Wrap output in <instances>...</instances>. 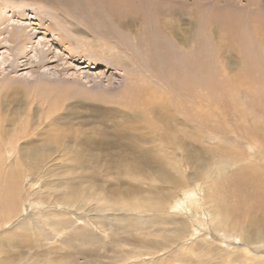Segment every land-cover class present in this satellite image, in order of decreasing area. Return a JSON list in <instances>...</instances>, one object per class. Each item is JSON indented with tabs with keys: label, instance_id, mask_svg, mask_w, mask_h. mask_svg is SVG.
Here are the masks:
<instances>
[{
	"label": "rangeland",
	"instance_id": "obj_1",
	"mask_svg": "<svg viewBox=\"0 0 264 264\" xmlns=\"http://www.w3.org/2000/svg\"><path fill=\"white\" fill-rule=\"evenodd\" d=\"M29 2L35 3L36 9L41 3L47 4L52 9L51 14L46 12L42 14H45L49 22L52 21L54 26L69 36L76 51H83L82 48L85 45L79 48L77 42V38L80 39L83 34L94 42H98L100 39L101 43L107 42L110 45L121 46L122 50L133 55L135 61L141 64L143 61L140 57H136L138 53L135 49L137 46L145 48L150 53L149 68L152 73L147 72L142 64L141 75H151L163 90L168 92L167 88L173 89L175 87L173 83H176L180 78L175 79L177 75L175 72L181 69L178 73L181 76L180 90L185 88L182 96L184 100L187 97H192L196 91L197 94L200 92L198 101L209 99L211 104L214 101L218 106L214 107L216 109L214 112L218 116L214 123H211L212 117L205 115L202 110L198 125H195L188 114H186L188 119L182 120L175 107H170V111L178 120L183 121L184 125L181 131L180 145L175 151V155L172 154V157H168L167 160L166 156L154 150L155 147H159V141L152 143V137H155V134L146 132V135L140 128L136 129V125L143 126L149 121L135 120L131 117L133 111L120 104L124 95L119 90L126 84V80L125 74L115 67L116 60H110L113 66L111 72L114 73L116 70L117 78L116 81H112L111 88H96V84H94L91 89L86 88L88 91L85 89L81 93L79 92L81 90H77L78 93L75 92L76 94L73 95V91H67L65 86L61 87V83H48L52 86L43 92L46 99L53 98L54 94L63 97L66 95L65 98L68 102V106L66 101L65 105L60 106L63 107V112H66L63 115L66 118L62 123H57L58 127L48 130L49 134L55 133L52 134L54 139L56 138L54 136L65 130L64 134L59 133V138H63L62 140L65 141L71 135L81 132L87 134L98 132L97 136L99 137H109L112 135L110 130H114L113 134L118 140H121V146L118 147L117 154L113 153L114 149H110V155L106 151H99V157V152L90 149L80 151L82 159L64 156L51 159L53 165L50 167L57 171L59 176L58 174L57 176L52 175L50 179L73 178V186L71 185L73 190L70 191L83 188L90 190L91 186L94 191L95 188H102L105 191V196L97 203L93 202L99 207L96 211L97 217L88 216L84 220H76L75 224L80 225V229H62L61 232L49 236L53 237L50 239L44 237L47 231L49 233L54 229L50 225H47V228L52 229L35 231V235L38 234L37 237H34L37 238L35 243L36 246H40L39 250L42 251V256L50 253L56 264H164V261L168 264H183L176 261L177 255L182 253L188 258L197 255L202 256L203 259L216 257L220 262L222 261L221 263L228 262L233 256L241 254L248 257L247 260L250 264H264V244L261 237L258 236L264 230V0H32ZM52 15L57 21L51 17ZM175 17L181 20L182 37L186 32L185 34L190 33L193 38L196 35L200 38L199 41L195 38L198 48L196 47L194 50H199L198 52L185 45L186 35L183 37L184 39L181 38L184 45L179 44L185 48H176L172 36V32L178 24ZM133 34H136L135 38L132 37ZM49 39L53 44L55 38L50 37ZM174 49L179 52H174ZM160 51H164L167 58ZM192 51L193 54H191ZM173 59H175L174 64ZM242 59L244 60L243 64H241ZM83 66H88V64H83L80 67ZM91 68L99 73L105 69L104 63L99 62L92 64ZM173 68L176 71L172 75ZM103 80L105 79L103 78ZM180 81L176 85H179ZM189 82L194 85L190 83L188 86ZM102 83L103 81L99 82L100 86ZM182 84L184 85L183 89ZM26 87L30 90L25 91ZM38 89L39 85H33L32 81L20 78L12 72V68H9L5 73L1 71L0 120L5 113L7 114L6 118L11 119L14 112L21 110L15 103L26 98H33L32 91L37 93ZM103 92H107L108 95ZM100 93L102 94L99 98L102 99L98 98ZM86 95L88 97L92 95L94 98H88ZM104 96H107L105 101H103ZM113 96L115 97L113 98ZM38 97L39 100L45 99L42 96ZM107 99H112L114 104L111 105L110 100ZM209 100L206 102L210 103ZM115 101H119L118 105ZM91 103L92 105L99 104L97 106L104 108L109 105V107L120 105L121 110L111 114L107 121L106 118L103 119L102 115L95 116L87 108ZM240 104H244V106ZM37 107L22 114V118L24 120L26 118L29 124H31V118L36 114ZM78 115L80 116L78 117ZM115 124H117L115 128L108 127ZM195 126L197 127L195 128ZM41 132L44 131L40 129L39 133ZM34 133L33 130H29V135ZM116 137L115 139H117ZM54 139L49 141L50 144H42V141L22 144L0 143V148L3 151L12 152V154H7V160L4 158V162H0V225L10 224V227L13 219L17 221V219H24L26 215L28 217L32 214L31 207H27V202L22 197L27 190L24 185L26 182H21L22 185L18 181L15 182L16 177H24V174L27 173L26 163L20 156V149H26V146L32 148L41 145L53 147L56 146ZM135 140L139 142L143 151L147 150L149 154L153 155L156 162L146 155H138L135 152ZM164 142L171 152L170 147L173 142L171 145ZM259 152L261 153L259 154ZM96 157L97 160L93 159ZM238 157H242V162L245 161L241 165L248 164L250 165L248 169L251 170L240 169L239 165L231 164L221 176L216 173L214 176L206 178L202 173L195 179V182H192V186L207 187L206 190L210 194L207 199L206 195L199 191V197L202 196L204 200L203 202L200 198L202 220L205 223L203 229L199 226L195 227V223L190 220L187 225L182 224L183 220L187 221V215L180 209H174L171 203L167 207H158L147 202L150 195L148 193H151L150 196L154 202L162 195L164 197L168 195V188H165L167 185L162 184L160 187L148 184L149 182L152 184L155 180L153 172L167 176L175 171L171 170L170 165L173 163V167H181V172L186 177H192L197 172L195 164L198 165V163L196 160L201 165L203 164L202 168L207 169L209 165L216 162L219 166H223L221 162H225L227 159L235 162ZM68 162L71 163V166ZM49 163H46V166H49ZM79 164H83L84 168L74 170L73 167ZM66 166L72 168L73 171L69 172L70 168ZM61 167L63 168L61 169ZM237 171L242 177L234 182L236 177L234 175ZM86 174L91 184L86 183L87 181L82 178ZM249 175L255 176V180H248ZM78 177H80L79 180ZM215 179L216 182L213 183ZM43 183L45 182L43 181ZM41 184L42 182H39L31 187L44 192L43 195L46 196L43 201L49 203L53 197L56 198L58 191H47L48 187L45 188ZM113 189L116 190V193L112 191ZM160 189L163 191L159 192ZM51 194L53 195L51 196ZM193 194L197 196V193L193 192ZM111 195L115 198L116 195H119L120 199L117 197V200L120 201H115L110 197ZM17 196L18 198L15 199ZM139 198L145 202L143 208H147L141 214L129 209L133 204L132 200ZM9 201L10 203H8ZM4 204L6 205L4 206ZM50 205L53 206V203ZM103 206L105 211L101 210ZM46 209L44 210L46 211ZM47 211L52 216V220L59 221L62 225L70 220L69 213L66 215L64 212L57 218L53 207ZM112 213L115 214L114 218L111 216ZM36 214L38 217L40 216L39 212ZM89 214L92 216V210ZM159 214L162 215L164 221L159 219ZM45 218L50 220L48 216ZM183 230L190 231L184 239L179 235V232ZM225 235L228 236L226 239ZM23 238L27 239V236L23 235ZM220 257H225V259ZM41 259L43 258L41 257ZM236 260L233 258L230 264L238 263ZM210 264H214V262H210Z\"/></svg>",
	"mask_w": 264,
	"mask_h": 264
},
{
	"label": "bare ground",
	"instance_id": "obj_2",
	"mask_svg": "<svg viewBox=\"0 0 264 264\" xmlns=\"http://www.w3.org/2000/svg\"><path fill=\"white\" fill-rule=\"evenodd\" d=\"M29 1H32V0H26V1L25 0H0V69H1L0 72L2 71L3 73H5L9 68H12V72L16 74L17 76H19L20 78L24 80L32 81L33 85H39V89L37 93L36 91H32L34 94L33 98H28V99L26 98L25 100L21 102L15 103L16 106L20 108L21 110L14 112L13 115L11 116V119L6 118V115H7L6 113L3 115L2 119L0 120V143L4 142L7 144H14V143L22 144L24 142L42 141V144H50L49 141L51 139H54L52 134H55V133L49 134L48 130L55 129L54 127H58L57 123H62V121L66 118V117H63L64 113L66 112H63L64 111L63 107H60V106L65 105L66 103L64 104V102L65 101L67 102V100L65 98L66 95L65 97H63L62 95L59 96L58 94H54V93H53L54 94L53 98L46 99L43 92L46 88L50 89V87L52 86V84L48 85V83H61V87L65 86L67 88L66 89L67 91H73L72 93L73 95L75 92H77V90H81L79 92L82 93V90L84 91L86 88L91 89V87L94 84H96L95 85L96 88L97 87H106V88L110 87L111 88V86H113L112 81L117 80L116 73H115L116 70L114 72L115 74L111 72L112 67H113L110 61L111 59H114L117 61V65L115 67L118 68V70L120 69L121 73L123 72L125 74L124 78L126 80V84L123 86L121 90H119L121 91L120 93H123L124 95V96L119 95V96H122V100L120 104L127 106L128 109L133 111V112L130 111L132 115L131 117L134 118L135 120L143 119L144 121L151 122V123L146 122L143 126L136 125V129L140 128L142 132L146 135H147L146 132H148V134L150 132L154 133L155 137L154 136L152 137L153 139L152 143L159 141L158 143L159 147H155L154 150H156L159 154L166 156L167 160H168V157H172V154L175 153V151L178 149L180 145L181 135H182L181 131L184 125V122L183 121L181 122L180 120H178L176 116L174 115V113L170 111V107L172 106L175 107L176 111L180 114L179 118H181L182 120L188 119L186 115L188 114L192 118L195 125L199 124L198 121L200 118V111L202 110H204L203 113L205 115L212 117L211 123H214L215 118L218 117L214 112L216 110L214 107H218L216 105L217 102L213 101L211 104L209 99H207L206 101L209 100L210 103L206 102L205 100L198 101L200 92L197 94L195 91V94L192 95V97L188 98L186 96L187 98L186 100H184L182 96L184 95L183 90L185 88L183 89L184 85L182 84L183 90L182 91L180 90L181 76L178 73L179 70L181 69H178L177 72H175L176 69L174 68L172 69V75L174 72L177 74V75L175 74L176 75L175 79H177L178 77L180 78L177 79L176 83L175 82L173 83L175 84V87L173 89L168 87L167 88L168 92H166L158 84L157 80H154V78L151 75L143 76L140 74V72H142L141 70L142 64L144 65V68L147 72L152 73V70L149 68V65L151 64L150 53H148L147 49L140 48L138 46L136 47L137 49H135V51L138 53L136 57H140L141 61H143L141 64L135 61V58L133 55H131L130 53H127V51L125 50H122L120 48L121 46L118 47L116 45L115 46L110 45L106 41H105L106 43L104 42L101 43L100 39L98 40V42L96 41L94 42L93 40L88 38L87 35L83 34L80 39L77 38V42H78L79 48L83 47L84 45L85 46L82 48L83 49L82 52H78L73 47V42L69 38V36H67V34L64 33L61 29L54 26L52 21L49 22L45 14H42L44 12L51 14L52 9H50V7L47 4H43V3L39 4L38 9H36L35 8L36 4L33 2H29ZM51 17H53V19L57 21L54 15H52ZM175 20L176 22L178 20V24L176 26V29L172 32V36L174 37L176 48L177 49L185 48L184 46H180V45H184L182 44L181 38L184 39L183 37H185V35H186L185 45L186 46L188 45V47L193 50L196 47L198 48L197 46L198 44L195 39L197 38L199 41L200 38H198V35H196L197 37L195 36V38H193L190 35V33L185 34L186 33L185 32L182 37V27L180 26L181 20L180 18L178 19L176 17H175ZM50 37H52V39L55 38V41L53 44H52V40L49 39ZM132 37L135 38L136 34L135 35L133 34ZM134 43L137 44V42H134ZM194 51H197V50L195 49ZM174 52H179V50L175 51L174 49ZM98 54L99 56H97ZM161 54L165 58H167V54L164 51L161 52ZM181 54L184 55L182 52ZM191 54H193V51L191 52ZM162 55H160V57H162ZM164 57L162 58L164 59ZM140 59H139V62H140ZM174 60L175 59H173V61ZM179 60L180 58L178 59V61ZM97 62L104 63L105 69L101 73L93 71L91 68L92 64H97ZM161 62L163 61L161 60ZM243 62L244 60L242 59L241 64H243ZM174 63L175 61L173 62V64ZM83 64H88V66H85V67L83 66L84 68L80 67ZM218 66L220 67L221 65H218ZM44 74L46 75L44 76ZM103 78L105 80H103ZM171 80L173 82L174 78ZM100 81H103L101 86L99 84ZM179 81H180V84H179L180 86L176 85L179 83ZM190 83L191 85H194L192 84V82H189V85L188 84L187 85L190 86ZM27 88L28 87L25 88V91L30 90ZM192 91L194 92V90ZM64 93H67V92H64ZM103 93L107 94V92H103ZM86 94H89V92L88 93L86 92ZM101 94L102 93L98 95V98L101 96ZM111 94H112V90H111ZM231 94L233 95V93ZM38 96H42V98L45 97V99L39 100ZM90 96L94 98L92 95ZM115 96H113V98ZM91 97H88V98H91ZM106 97L107 96H104L103 101H105ZM99 99H102V98H99ZM76 100L78 101L79 99H76ZM107 100H110V99H107ZM110 102H111V105L114 104L112 103V99L110 100ZM118 103L119 101L116 102L117 105ZM94 104L92 105L91 103V105L87 106V108L91 110V112H93L95 116L97 114L102 115L103 119L106 118L107 121H109V116L111 114L117 113L119 112V110H121L120 105H119L120 107L119 106L109 107L110 106L109 105L107 107L105 106L106 108H104V107L97 106L99 104L97 105H94ZM107 104H110V103H107ZM66 105L68 106V102ZM240 105L244 106V104H240ZM35 107H37V110L35 109L36 114L34 117L31 118V124H29L26 118L25 120L24 118H22V114L25 111L27 112V111L34 110ZM79 116L80 115H78V117ZM204 118L210 119L206 117ZM103 126H106V125H103ZM116 126L117 124L110 125L108 127L112 129V128H115ZM196 127L197 126H195V128ZM40 129H42L44 132L39 133ZM29 130H33L35 133L32 135H29ZM65 131L59 132V133L64 134ZM110 131H112L111 133L112 135H110L109 137L108 136L99 137L97 136L98 132L91 133V134H87L86 132H81L79 134L77 133L76 135H71V137L67 138L66 141L62 140L63 138L60 139L59 138L60 134L58 133L57 136H54L56 137L54 139L56 146L50 147L46 145H41V146H35L32 148H27L26 146V149L24 148L22 150L20 149V156H21V159L24 160V162L26 163L27 173L25 171L26 175L24 174V177L22 176L16 177L15 182L18 181L19 184L21 182H26L24 183V185L27 188V190L25 192V195L22 197H23V200L27 202V207H31L32 214L28 217L26 215V218L24 219H17V221L16 219H13L10 227H9L10 224L0 225V264H56L55 261L50 256V253L49 255L45 254L42 256V251L39 250L40 246L39 247L38 245L36 246V243H35L37 238H34V237L35 236L37 237L38 235V234L35 235L36 233L35 231H40L41 229L47 230V229L54 228L52 229V232L48 233L47 231L46 232L47 234H45L44 236L46 239H50L53 237H49V236H53L57 232L58 233L61 232L62 229L64 230L68 228L70 229L79 228L80 229V225L77 226L75 224L76 220L78 219L84 220L88 216L92 218L97 217L96 211L99 207L97 204H93V202L97 203L99 200L103 199L105 196V191L102 188L101 189L95 188V191H94V189H92L91 186L89 188L90 190L83 188V189H75L74 191H70V190H73L71 189V185L73 184V178L64 179V180L61 178H56L55 180L50 179L52 175L57 176L58 174L57 171H55L53 168L50 167L53 165V163L51 162V159H54L56 157L62 158L61 156H64L66 158L71 157V158H76V159L78 158L82 159V153L80 151H85V150L87 151L90 149L95 150L97 152L106 151L109 155L111 153L109 150L114 149L113 153L117 154L118 147L121 146V143H120L121 140L120 139L118 140V138L113 134L114 130H110ZM249 134H250V131L248 135ZM115 137L117 139H115ZM164 141H166L170 145L173 142L172 143L173 148L172 146L170 147L171 152H169V147H166V144H164L165 143ZM59 142H61V145H59ZM134 149L138 155L139 154L146 155V157L151 158L153 162H156L153 155L149 154V151L147 150L143 151V149L141 148L137 140L134 141ZM138 152H142V153H138ZM8 153L12 154L11 151H9ZM8 153L6 151H3L0 148V162L1 161L4 162V158L5 160L8 159V158L6 159V156ZM260 153L261 152H259V154ZM234 155L236 154L234 153ZM98 156L100 157V152ZM93 159L97 160V157ZM241 160L243 161L242 157L241 158L238 157L235 162H231L229 159H227L225 162H221V165L223 166H219L218 162H216L215 164L209 165L207 169L202 168L203 164L201 165L199 161L196 160V162L198 163V165L195 164V168L197 172L192 177H186V175L181 172V167L175 168L172 166L173 165L172 163L170 166H171V170L173 171L175 170L174 172L170 173L167 176L164 174H156L153 172V176L155 178L154 182L152 184H150V182L149 183L147 182L150 186L162 187V184L167 185L165 188H168V193H167L168 195L166 197L162 195L156 202H154L152 201V197L150 196L151 193H148L150 195H149L147 202L150 205H157L158 207L159 206L167 207L168 204L171 203L174 209L175 208L180 209L181 212H184L187 215V218H188L187 221L183 220L182 224L187 225V222H189L190 220L195 223L196 225L195 227L199 226L203 229L205 227L204 226L205 223L202 220V204L200 203V198L203 202L204 200L202 196L199 197V191L205 194L207 199L209 198L210 194H209V191L206 190L207 187L206 188L198 187V185H194L195 186L194 187L192 186L193 185L192 182H195V179L198 178L199 175L202 173H204L206 178L214 176L216 173L220 174L219 176H221L226 169L228 170L231 164L239 165L241 167V168L239 167L240 169H245V170L248 169L250 165L248 164L241 165L245 163V161L242 162ZM46 163H49L50 165L46 166ZM249 163H252V162H249ZM70 166H71V163H70ZM62 168L63 167H61V169ZM82 168H84L83 164H79L73 167L74 170H80ZM73 169L70 168L69 172L73 171ZM248 170H251V169H248ZM238 171L241 172L242 170H238ZM238 171L234 175L236 176L234 178L235 179L234 182H236V180L240 177V174H238ZM75 176H78V175H75ZM82 178H84V180L87 181V182L85 181L86 183H90V180L87 179V174L84 175ZM254 178L255 176L249 175L248 180L254 181L255 180ZM77 179L79 180L80 177H78ZM186 179L189 180L190 182L187 181ZM43 181L45 183H43ZM39 182L40 183L42 182L41 185L44 186L45 188L48 187L46 188L47 191L48 190L58 191V195L56 196V198L54 199L53 197L49 203H45L43 201V199L46 196V195H43L44 192L35 190L31 187L33 184L35 186ZM215 182H216V179L213 181V183ZM159 183L161 184L159 185ZM190 187L191 189L192 187L194 188L191 190ZM112 191L116 193L115 189H113ZM162 191H163L162 189L159 190V192H162ZM193 192L197 193V196L193 194ZM52 195L53 194H51V196ZM110 197L114 199L115 201H120V200H117V197L120 199L119 195H116V198L113 195H111ZM17 198L18 196L15 199ZM173 199L175 200L172 201ZM10 201L8 203H10ZM50 203L51 204L53 203V206L50 205ZM132 203L133 204L130 205L131 207H129V209L132 211H137L139 214H141L143 211L147 210V208H143L144 206L143 204L145 202H142L140 198L132 200ZM5 205L6 204H4V206ZM51 206L53 207V210L56 211L54 212V214L57 215V218H58V215L61 216L65 212L66 215L69 213L70 220H68V222L65 223L64 225L60 224L59 221L52 220V216L48 214V211H47V209H52ZM44 209H46V211ZM90 210H92V216H90L89 214ZM101 210L105 211L106 209L103 206ZM37 212H39L40 218L37 216L36 214ZM46 216H48L50 220L46 219L45 218ZM111 216L114 218L115 214L112 213ZM159 219L161 221H164L161 214H159ZM47 225H50L52 228H47ZM188 233H190L189 230H183L179 232V235L184 239ZM23 235L27 236V239L25 238L22 239ZM244 235L247 236L246 234ZM258 236L261 237V240L263 241V244H264V230ZM227 237H228L227 235L224 236L225 239ZM161 244H165V243H161ZM177 256L178 258L176 259V261H178L179 263H183V264H210V262H214V264H230L233 258L237 259L236 261L238 263L240 262L242 264H250L247 260L248 257L246 255L244 256L241 254L237 256H233L232 258L229 259L228 262L224 261V263H221L222 261L220 262L219 258H216V257H213L212 259H207V258L203 259L202 256L200 257L199 255H197V256H190L188 258L183 253ZM41 257L43 259H41ZM171 258L173 257L171 256ZM220 258L225 259V257H220ZM163 263L168 264V262H165V261Z\"/></svg>",
	"mask_w": 264,
	"mask_h": 264
}]
</instances>
